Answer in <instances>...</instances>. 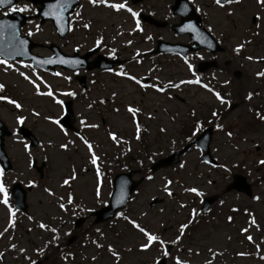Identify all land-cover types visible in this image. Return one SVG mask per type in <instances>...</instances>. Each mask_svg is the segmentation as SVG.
Segmentation results:
<instances>
[{
  "label": "rangeland",
  "instance_id": "obj_1",
  "mask_svg": "<svg viewBox=\"0 0 264 264\" xmlns=\"http://www.w3.org/2000/svg\"><path fill=\"white\" fill-rule=\"evenodd\" d=\"M168 0H164L165 3ZM203 1V9L206 13V21L211 26L214 32L222 37L227 42L228 51L223 54H219L217 68L211 69L206 74V79H202L203 82L208 83L212 81H224L230 80L231 83L225 87L223 91L231 92L232 103H237L238 106L229 113L223 116L221 120L227 130L229 127L235 133L234 139L229 141L227 137L222 133L215 131L211 144L212 155L220 162V164H227L229 167L233 163H240L244 166L245 176L248 181L253 185V195L259 196V201H254L252 198L247 197L244 194L236 195H224V205L221 206L219 201L215 203L213 207V214L204 216L203 220L198 226H196L188 234L187 240H185L186 246L193 247L194 251L199 250L201 255L199 257H192L193 264H203L204 259L207 257L206 248L212 246L215 250L223 251L224 255L217 257L216 264H264V260H260L258 254L264 255V166H260L256 163L258 159H264V123L254 118L252 112L247 109L251 108L254 104H260L264 101V79L257 80L254 73L261 68H264V64H252L243 59V56H235L232 52L234 45L241 39L247 37L252 39L251 34L244 30V25H240V29L237 31L234 29L232 20H240L241 17L246 19V22H251L252 13L258 11L255 4V0H243L241 6H233L235 9V16L228 18L224 16L223 11L216 9L212 5V0ZM116 2H119L116 0ZM155 0H151L150 4H154ZM83 15L85 19H91L93 21L91 31L84 30L82 27H77L69 38L62 43L68 50H72L75 45L81 46V50H85L90 47L98 35L104 36V41L109 46L118 49L128 50L133 52L139 49L144 52L150 45L151 41H146L144 35H147V31L144 35L135 33L133 36H129L127 33L132 26V20L127 13L116 14L109 9L96 8L93 9L89 5H85ZM36 24L27 26L24 30L27 33L29 30L34 32V39L44 44L49 41H55L61 43L58 39L55 30L52 25L39 26L40 30L36 31ZM122 25L124 35L116 36L118 27ZM222 33V35H221ZM141 35V36H140ZM116 36L115 41L112 37ZM174 39V35L167 36ZM128 39L133 40L131 47H125L124 42ZM180 40H184L180 37ZM86 51V50H85ZM36 52L41 54L49 53L44 47L36 49ZM84 52V51H83ZM244 55L264 56V30L260 31V35L252 40V44L245 50ZM204 54V53H201ZM197 56V55H196ZM198 57V56H197ZM208 57V55H206ZM231 59V60H230ZM190 62L196 68L194 57H191ZM161 71L153 72L152 76H160L162 80L173 79L178 80L181 78H192L191 74L187 72L186 67L183 65L181 59L160 57ZM153 62L150 59L142 60L140 67L133 70H127L132 74L139 76L147 75L148 69L152 67ZM22 71L29 72V69H23ZM239 71V77L234 75L235 71ZM38 71V70H37ZM43 79L48 82L54 90L68 91L72 90L77 93V98L74 99V111L77 119V126H79L78 120L85 118L88 122H97L100 124L98 130L81 128L82 133L87 136L94 144H99L100 148L97 149V153L102 156L103 167L101 170L106 169L108 173L109 162L115 158L121 156V152L124 149V145L119 147L115 146L111 141L107 139L106 131L111 129L117 132V134L124 139L131 141L132 152L127 155H132V160L135 165L132 168H142L137 164V159L142 155L151 152L162 153L154 157L155 160L167 155L169 152L178 149L182 145V136L190 134L193 118L189 116V111L192 107L197 110V117L209 118L210 111L213 107H218V103L206 93L199 86H182L183 90L177 92L173 90L171 94L172 99H167L166 96L155 94L149 90L145 95L138 87L131 84V82L124 81L121 78L115 77L112 74L99 71L86 72L89 78H96L98 85L93 87L94 94L91 96L81 91V89L72 82V80L65 81L62 77H56L47 75L38 71ZM85 73V72H84ZM70 76V75H64ZM213 76L215 79H213ZM151 82V81H150ZM0 83H5L8 86L11 94L14 98L19 99L27 107H35L41 112V118L35 119L29 116L26 120L27 126H29L35 134L39 137L40 141H46L47 139H53L57 144L66 139L61 136L59 130L54 125H49L42 117L44 115L57 116L59 115V106L54 105L48 98L36 97L32 94L31 88L15 73L5 74L0 71ZM221 86L223 82H220ZM90 86V82H89ZM219 91L218 89H216ZM112 91L118 93L115 104L109 102L105 106L97 105L92 110L87 108V104L92 99H98L95 97H103L101 95H110ZM259 92V95H254L252 101L246 102L243 100V96L249 92ZM220 92V91H219ZM174 94L177 96L175 97ZM185 100L182 101L180 98ZM65 100V97H59ZM121 103H131L134 106L139 104L143 110V115L139 117L148 131L142 132L143 142H136L131 140L134 129L130 123V117L121 107L120 113L112 112V108L120 106ZM167 108L168 112L164 109ZM228 109V108H226ZM151 112L155 119L148 120L147 113ZM28 115L27 111L24 113ZM0 115L3 119H6L9 125L16 127L15 125V110L3 102H0ZM176 115L177 119L175 123L172 122L171 116ZM160 127L167 128V133H161ZM69 132V131H68ZM71 132V131H70ZM69 132V137L76 140L73 132ZM175 139V145L170 143V140ZM238 146L237 151L234 147ZM258 145V147H256ZM7 149L14 163V170L6 173L4 180L8 187L9 195L10 188L13 182L21 181L24 185L28 184L29 180H35L38 187L29 192V214L35 218L43 220L50 226H55L59 223V220H54L53 217H60L62 214L59 209L54 207V199L48 197L42 190L45 186L51 187L57 194H63L65 189L58 188V182L62 176L68 174L70 166L75 163L77 165V171L80 167L86 166V150L79 140H76V147L71 148L68 152H60L55 148L49 151L48 161H44L42 154L38 147L32 148L34 156L38 159V165L45 164L44 176L40 178L36 169L28 168L26 163V156L23 152L22 145L15 142L13 138L7 140ZM201 151L193 147L187 154L182 157L181 163H185V168L180 169L179 165L164 169L153 175V181H147L139 187V191L134 194V198L129 205V214L132 217H137L139 212L143 210H150V215L146 217L142 223L149 228L158 232L165 233L166 238H172L175 236V225L178 222L184 221L187 217V210H181L180 214H177L176 200H170L168 197L162 195L160 192L161 177H167L174 181H179V184H174L173 191L176 193V199L185 201L189 205L201 204V199L194 198L189 194H184L180 187V184L184 186L195 185L201 188L205 192V196L219 193L223 194L224 187L231 181L233 168L230 173H223L220 169H211L207 165L201 163ZM121 158V157H119ZM151 163L144 162L143 174H146V168ZM146 166V167H145ZM89 171L86 175H83L77 182L73 184V191L78 201L82 202L85 206L98 208L102 206L103 202H97L94 199L95 188V176L90 165H88ZM107 173H104L103 185L101 188V201L108 200V193L112 190L111 181L107 178ZM212 179L215 183L209 185L207 180ZM166 198L164 203H159L154 206H150L152 196ZM12 198V197H11ZM221 200V199H220ZM238 204L242 207H251L253 214L260 224L261 228L257 231L255 228L250 230V233L257 244H260V251L258 252L254 245L249 244L244 237L240 235L239 229L246 225V221L236 220L234 223L229 224L226 220L227 208L229 203ZM164 208L165 212L160 215L158 209ZM26 215L21 211L17 212V223L15 230H11L17 239L13 242L18 243L28 248V254L33 258L37 257L33 253V249L42 246L43 243L51 236L48 232L39 230L33 222L26 219ZM69 215H63V218L67 223L60 228L61 239L59 241V250L55 246H49L45 251L44 256L41 259L44 260V264H93L91 257L95 255L97 257L95 264H111V258L103 250H97L94 245L87 241L86 232L93 234V238L97 239L95 229L98 227H105V225L96 226L92 224V221H87L81 231H77V240L72 245L63 248L66 245L68 237L65 236V232H70L73 227L74 219ZM7 212L3 205H0V230L5 226L7 221ZM163 223L164 227L160 228L159 223ZM107 225V224H106ZM112 231L107 230L106 242H111L115 246H118L121 251L125 247L131 246L133 248L132 253L124 254V259L121 264H150L151 256L155 255V252L150 253H138L136 251V245L140 242L141 237L139 234L134 233L131 228L124 224L122 221H111ZM31 229L28 232L27 229ZM167 231L165 232V230ZM86 234V235H85ZM7 235L4 238H0V252L5 253V264H27V261L22 257H18L16 252L8 249ZM228 236L232 239L229 241ZM84 241H87L83 248L80 245ZM247 252L250 255L246 257H239L237 252ZM75 252V259H69L64 261L62 259L63 254ZM171 264V262H169Z\"/></svg>",
  "mask_w": 264,
  "mask_h": 264
},
{
  "label": "snow or ice",
  "instance_id": "obj_2",
  "mask_svg": "<svg viewBox=\"0 0 264 264\" xmlns=\"http://www.w3.org/2000/svg\"><path fill=\"white\" fill-rule=\"evenodd\" d=\"M75 0H51L50 3L47 4L46 8L43 10L42 14L44 17L50 18L55 21V25L57 30L61 35L68 32L74 31L77 27H82L84 30L91 31L93 21L89 19H85L82 15L81 11H75L71 15H67L69 10L72 8ZM190 4L194 3V0H188ZM88 5L93 8H104L109 9L116 14L127 13L128 16L132 20V26L128 31L129 36H133L135 33L144 34L145 30L141 24V12L138 10H134L129 6L128 0H87ZM243 4V0H212V5L218 9L223 11L224 16L228 18H233L235 16V9L233 6H241ZM255 4L258 8V11L252 13L251 22H246L244 17H241L239 21L236 19L232 20L233 26L235 30L240 29V25H244V30L251 34L252 39L247 37L239 40L234 47L232 48V52L235 56H240V54L246 50L248 46L252 44V40L255 37L260 35V31L264 30V0H255ZM83 8V5L79 6ZM0 10L2 11L3 16H8L9 13H25V12H36L38 10L32 8L29 4L25 3L22 6H18L13 3V0H0ZM196 12H201L200 7H195ZM183 11H188V6L185 5ZM206 15V13H205ZM31 23V21H29ZM36 31L40 30L39 25H36ZM181 32H188L192 34V38L197 40L200 44L205 45L207 48H213V42L210 39L208 34L215 35L214 30L211 26H209L205 32H202L195 24L188 23L184 27L180 29ZM34 35V32L29 30L26 33L27 37H31ZM124 32L122 30V25L118 27L116 31V36H122ZM222 35V33H221ZM116 36L112 37L113 41H115ZM144 39L146 41L151 40V35H145ZM28 40L21 37V33L17 28L15 23H11L7 20L0 19V71H3L5 74L11 72L15 73L19 78H21L27 85L30 86L31 92L36 97L48 98L54 105L59 106V115L51 116L44 115L42 119L47 122L49 125H54L56 129L59 130V133L62 137L66 138L59 142L58 144L51 138L46 141H38L37 147L42 154V158L44 161H48L49 159V151L55 148L60 152H68L71 148L76 147V140H79L80 143L84 146L86 150V166L80 167L79 171H77V165L73 163L68 171L66 176H62L60 181L58 182V188L65 189L63 194H57L51 187L45 186L43 188V192L50 198L54 199V207L59 209L62 214L60 217H53L54 220L58 219L59 223L55 226H50L48 223H45L43 220L35 218L33 215H27L26 219L30 222H33L35 226L43 231L51 234L50 238L46 240L42 246L36 247L33 249L34 255L37 257H43L45 251L49 248V246H55L58 250L60 248L59 241L61 239L60 236V228L65 225L67 221L63 218V215H69L70 218L76 217L82 213H91L94 211V207L85 206L82 202L78 201L76 195L73 191V184L77 182L83 175H86L89 171L88 165L91 166L94 176H95V188H94V199L97 202L107 203L106 201H101V188L103 185V177L104 172H102L103 160L102 156L97 153V149L100 148L99 144H94L87 136L77 131L74 135L76 140L68 138L69 132L65 128V123L71 125L70 117L72 116L71 108H66L65 102L63 99L59 97H71L73 99L76 98L77 93L72 90L68 91H60L54 90L52 86L46 82L43 77L38 73L37 66L43 67L45 65L50 64H60V65H69L73 68L77 66H81L83 64L82 60L79 59H68L63 56L55 57V58H37L36 56H29V51L27 48ZM125 47H131L133 45V40L128 39L124 42ZM106 47L104 42V36L102 34L98 35L94 40V48L100 49L101 47ZM73 51H79V46L73 49ZM108 53L112 59H116L117 56V48L111 47L108 49ZM146 53L141 52L139 49L133 51L130 62H134L137 65L142 63V57ZM21 57H29L31 61L34 63H26L24 60L19 59ZM183 65L186 67L188 73L191 74L192 78L189 79H167L162 80L160 76H152L153 72L161 71L155 65L148 69V74L139 76L136 74H132L129 71L125 70L123 66H121L118 70H114L113 68H106L105 71L111 73L113 76L121 78L124 81L131 82V84L138 87L141 91L144 92L145 95L148 94L149 90H151L155 94L164 95L167 99H172L171 92L175 90L180 92L183 90L182 86H191L196 85L199 86L200 89H203L206 93L210 94L211 97L218 103L219 108H212L209 115L211 119L208 118H199L197 117V110L195 107H192L189 111V116L193 118L192 127L190 134L186 135L182 143H188L199 148V144L197 143L199 137L198 133H203L205 123L213 124V126L218 132H222L229 141L234 139L235 133L229 127L227 130L225 126L220 121L223 119V110L232 107L231 96L232 93L225 92L221 93L216 90L215 86L210 82H203L200 75L197 74L195 70V66L190 62L189 57L187 55H183L180 57ZM198 59H203V56H198ZM244 60L248 61L252 64H264V56H253V55H245L243 57ZM23 69H29V72L22 71ZM52 75L56 77H62L65 81H71V76H64L61 72H54ZM254 76L257 80L264 79V68L259 69L254 73ZM213 79L215 77L213 76ZM151 81V82H149ZM92 83H95L93 81ZM231 83L230 80H224L223 86L227 87ZM8 86L5 83H0V102L5 103L6 105H10L16 112L15 115V125L16 127L12 130V137L15 142L22 145L23 152L26 156L27 167L30 169L34 167L36 164V156H34L32 152V146L30 143L24 139L19 133L23 125H25L26 120H28L29 116L35 119L41 118V112L38 111L35 107H27L24 103H22L19 99L14 98L10 95H6ZM254 95H259V92L249 91L243 96V100L246 102H250L253 99ZM118 93L116 91H112L110 96L107 98V101L104 97H100L98 99H93L87 104V108L92 110L95 106H105L107 102H111L115 104ZM121 107L130 117V123L134 129L133 135L131 136V140L136 142H142V132H147L148 129L142 127V122L139 119L141 115H143V110L137 105H133L131 103H121L120 106H116L112 108V112L119 114ZM249 112H252L254 118L258 119L260 122L264 123V114L260 110H253L252 108L247 109ZM25 111H27L28 115H25ZM165 112H168V109H164ZM148 120H153L155 117L151 112L147 113ZM177 119L176 115L171 116V120L175 123ZM79 126L84 129H92L98 130L100 128V124L97 122H88L85 118H80L78 120ZM159 131L161 133L166 134L167 128L160 127ZM106 136L109 141H111L115 146L119 147L120 145H124V149L121 152V155H126L127 153L132 152L131 141L129 139H124L119 136L117 132L108 129L106 131ZM172 145H175L176 140H170ZM238 151V146H235ZM258 147V145H256ZM157 155H162V153L158 152H145L144 157L137 161V164L140 167H144V162L147 160L149 163H155L154 157ZM201 163L207 165L209 171L211 169H220L223 173H230L232 167H238V165H232L229 167L227 164H215L207 159H202ZM256 163L260 166H264V159H258ZM180 169L185 168V163H180ZM149 173H151V169H149ZM5 170L0 167V205H3L7 212V221L5 226L0 230V238H4L5 234L7 235L8 249L16 252L18 257H22L23 260L27 261V264H38L37 259H33V256L28 254V248L18 245V243L13 242L17 238L10 233V229L13 231L16 228L17 223V212H19V208H13L10 204V195L8 187L5 184ZM147 181H153L154 177L152 174H148L144 177ZM128 183L127 180L121 183L119 191H112L108 193L111 201L114 202V206L120 208L117 212L114 213L116 220L124 222L125 225L129 226L134 233L139 234L141 237L140 242L136 245V251L138 253H150L155 252L156 254L151 256L150 264H193L192 257H199L201 255L200 251L197 249L194 251L193 247L186 246L185 240L188 238V234L192 231V229L198 226L203 219V212L198 211L196 207L189 205V203L176 199V193L173 191L174 184H179V181H174L173 179L167 177H161V187L160 192L162 195L168 197L170 200H176L177 205V214L179 215L181 210H187V217L184 221L178 222L175 225L176 234L172 238H166L165 233L158 232L149 228L147 225L143 224L142 221L150 215V210H141L137 217H132L127 214V200L129 199L125 192V185ZM215 183L212 179L207 180V184L211 185ZM28 186L30 188H37L38 184L35 180H29ZM182 192L184 194H189L194 198L201 199L205 196V192L201 190L200 187L195 185L184 186L180 184ZM252 199L254 201H259V196H253ZM152 201L157 200V196L151 197ZM224 200L221 199L219 204L221 206L224 205ZM121 206H123L121 208ZM210 211V209L208 210ZM232 212H238V208H231ZM160 215H163L165 212L164 208L158 209ZM244 213L250 217V219L246 222L245 226H242L239 229V233L244 237L249 244L254 245L256 250L259 252L260 244H257L254 240L253 236L250 233V230L255 228L257 231L260 230L261 226L257 223L255 215L249 211L247 208L244 209ZM226 220L229 224L233 222L232 216H227ZM159 227L163 228L164 224L159 223ZM28 232H31V229H27ZM167 229L165 230V232ZM95 232L97 234V239H92L90 243L95 246L97 250H103L108 254L111 258V264H121V261L125 258L124 254H130L133 251L131 246L125 247L122 251L118 246H115L111 242H106L107 237L105 232L96 228ZM65 236L71 235V232H65ZM227 239L230 241L232 239L231 236H228ZM207 257L204 259L203 264H216L217 257H221L224 255L223 251L215 250L212 246H208L206 248ZM237 256L246 257L250 255L247 252H237ZM5 257L4 252H0V261H2ZM64 261H68L69 259H75L73 253H65L62 256ZM97 257L93 255L91 260L93 264H95ZM260 260H264V255L259 256Z\"/></svg>",
  "mask_w": 264,
  "mask_h": 264
},
{
  "label": "water",
  "instance_id": "obj_3",
  "mask_svg": "<svg viewBox=\"0 0 264 264\" xmlns=\"http://www.w3.org/2000/svg\"><path fill=\"white\" fill-rule=\"evenodd\" d=\"M19 21H20V19H16L15 21L12 20L11 23L18 24ZM209 132H210V133H207V134H206V137H209V134H211V130H210ZM0 148H1V149L3 148L2 138H0ZM169 163H170V162H169ZM127 177H128V176H127ZM117 179H118V182H117V191H119L120 186H121V183H122L123 181H125V180L128 181V179H127L126 177L123 178L122 176H119ZM18 185H19V184H18ZM130 185L133 186V183L130 184ZM17 187H18V186H17ZM125 187H127V188L130 187V186H129V182L125 185ZM19 189L21 190V192H22V194H23V199H22V202L20 201L21 199H18V203H19V204L22 203V204L25 206L24 208H26V205L24 204L25 191H24V189L21 188L20 186H19ZM14 191L16 192V189H14ZM16 193H17V192H16ZM112 202H113V201H112ZM115 208H117V207L114 206V204L112 203V204L109 206L108 209H115Z\"/></svg>",
  "mask_w": 264,
  "mask_h": 264
}]
</instances>
